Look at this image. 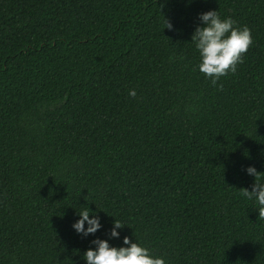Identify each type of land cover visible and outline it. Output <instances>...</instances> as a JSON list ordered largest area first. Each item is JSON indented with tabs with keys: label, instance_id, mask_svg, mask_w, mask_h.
I'll use <instances>...</instances> for the list:
<instances>
[{
	"label": "trees",
	"instance_id": "1",
	"mask_svg": "<svg viewBox=\"0 0 264 264\" xmlns=\"http://www.w3.org/2000/svg\"><path fill=\"white\" fill-rule=\"evenodd\" d=\"M209 10L253 38L216 85L191 43ZM248 166L264 177V0H0V264H86L114 219L110 245L166 264H264ZM86 206L95 237L72 229Z\"/></svg>",
	"mask_w": 264,
	"mask_h": 264
},
{
	"label": "clouds",
	"instance_id": "2",
	"mask_svg": "<svg viewBox=\"0 0 264 264\" xmlns=\"http://www.w3.org/2000/svg\"><path fill=\"white\" fill-rule=\"evenodd\" d=\"M191 2V0H189ZM200 24L195 28L191 43L199 55L198 71L216 85L221 77L235 73L237 65L243 62L244 54L253 45L251 29L246 25L237 27L231 17L222 18L217 10H209L199 14ZM167 23L166 28L172 29ZM129 96L135 97L136 91L129 90ZM247 175L253 176L255 182L251 190L243 189L241 195L257 205L259 216L264 218V177L260 176L254 166L245 169ZM78 219L72 229L84 237L93 236L103 227L99 215L89 207L77 212ZM124 225L114 219L109 229V239L95 237L83 253L86 264H166L161 256H156L137 240L132 241L123 236L121 246H112L110 239H121Z\"/></svg>",
	"mask_w": 264,
	"mask_h": 264
}]
</instances>
